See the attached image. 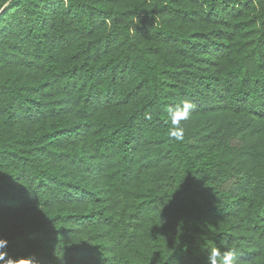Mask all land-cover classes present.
Here are the masks:
<instances>
[{
    "label": "trees",
    "instance_id": "obj_1",
    "mask_svg": "<svg viewBox=\"0 0 264 264\" xmlns=\"http://www.w3.org/2000/svg\"><path fill=\"white\" fill-rule=\"evenodd\" d=\"M0 237L35 264H264V0H0Z\"/></svg>",
    "mask_w": 264,
    "mask_h": 264
},
{
    "label": "clouds",
    "instance_id": "obj_2",
    "mask_svg": "<svg viewBox=\"0 0 264 264\" xmlns=\"http://www.w3.org/2000/svg\"><path fill=\"white\" fill-rule=\"evenodd\" d=\"M194 108L195 105L190 100H183L179 105L167 108L170 118L168 135L171 139L183 141L185 128L181 121H188ZM146 118L151 120L152 116L148 115ZM9 243L6 237H0V261L3 264H35L31 257H20L17 259L9 256L7 252ZM241 257L242 253L237 248H224L221 241L219 246L216 244L207 250L205 264H240Z\"/></svg>",
    "mask_w": 264,
    "mask_h": 264
}]
</instances>
